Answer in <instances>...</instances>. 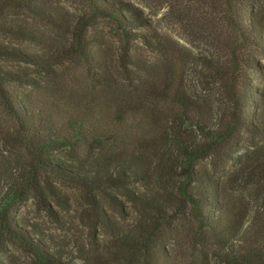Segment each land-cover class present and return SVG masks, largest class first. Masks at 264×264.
<instances>
[{"label":"trees","instance_id":"trees-1","mask_svg":"<svg viewBox=\"0 0 264 264\" xmlns=\"http://www.w3.org/2000/svg\"><path fill=\"white\" fill-rule=\"evenodd\" d=\"M82 1L90 12L70 24L46 18L71 35L68 49L82 57L103 101H114L113 109L90 99L73 112L32 97L24 88L37 87L33 75L5 62L34 65L49 77L52 90L56 63L7 43L36 39L11 21L10 13L28 9L43 15V8L36 0H0V108L13 118L40 170L90 194L96 207L91 223L109 236L105 254L82 253L81 264H264V87L251 78L264 77V69L239 54L247 48L264 51V0H198L232 32L216 40L220 55L199 58L222 90L216 108L188 90L171 50L133 33L145 23L134 3ZM97 19L116 22L127 44L144 39L162 61L141 58L133 46L123 49L117 61L128 84L121 86L111 74L115 58L105 64L92 54L89 28ZM57 150L68 151L67 159L50 157ZM13 185L0 195V264L6 238L18 240L36 264L74 262L76 254L32 233L17 216L26 194ZM29 186L52 214L44 193L58 201L60 196L37 180ZM248 192L255 200L251 205ZM119 195L136 207L128 226L105 210L108 204L124 215Z\"/></svg>","mask_w":264,"mask_h":264},{"label":"rangeland","instance_id":"rangeland-1","mask_svg":"<svg viewBox=\"0 0 264 264\" xmlns=\"http://www.w3.org/2000/svg\"><path fill=\"white\" fill-rule=\"evenodd\" d=\"M135 4L142 12L145 21L144 26L133 29L135 34L151 36L160 42L167 50H171L177 56L180 71L185 77L188 90L204 101L207 105L216 108L222 99V90L212 76L201 65L202 56L214 57L221 54L217 41L222 34L229 35L232 32L219 21L218 15L213 14L211 8H206L198 0H125ZM43 15L28 9H16L10 13L11 21H16L22 27L29 29L35 36V40L16 41L10 38L8 44L14 47H22L32 54L48 58L54 66V78L56 81L53 90L52 83L45 74L41 75L34 65L26 63L5 62L10 68H16L31 73L37 87L24 88L30 91L34 98L55 103L58 106L73 112L81 111L85 102L94 100V105H99L103 97L99 95L101 89L90 79L86 66L79 54L71 52V35L54 27L46 18L49 15L56 16L64 24H70L77 17L90 12L89 6L82 0H36ZM208 12V13H207ZM28 30V31H29ZM89 34L93 38L92 54H95L103 63L116 65L111 74L113 80L127 86L125 73L117 61L123 49L133 46L136 55L148 58L152 61H162V57L154 53L144 39H134L129 44L124 40L123 30L116 22L110 19H97L89 28ZM234 38V35H233ZM221 48V45L219 46ZM91 52V51H90ZM244 57L256 60L264 69V51L256 48L244 49L239 53ZM111 66V65H110ZM111 69L112 66H111ZM204 71L205 75L199 74ZM254 73L251 75L253 83L264 87V77ZM94 92V93H92ZM113 109L114 101H103ZM215 114V112H213ZM14 120L0 108V195L8 185L18 184L25 189L26 197L17 206V216L28 224V229L35 230L53 245L60 246L63 250L76 254L75 261L70 264H81L80 254L88 253L105 254L108 243V235H104L94 227L93 216L96 207L90 202L92 198L83 188L57 177L56 175L40 170L34 164L33 154L24 140L20 138L15 129ZM6 138V140H5ZM251 141L244 137V145ZM69 152L57 150L50 153V157L66 160ZM31 180H37L41 186L53 188L61 200L54 199L50 193L45 194L53 213L43 207L44 203L34 195ZM139 186V184L137 185ZM43 188V187H42ZM136 190V189H135ZM45 192V191H44ZM246 203H255L250 192L246 193ZM124 202V198L119 195ZM125 213L121 215L110 205H105V210L114 218L120 226H128L137 216L136 207L125 202ZM2 248V260L4 264H36L35 257L18 240L6 238Z\"/></svg>","mask_w":264,"mask_h":264}]
</instances>
